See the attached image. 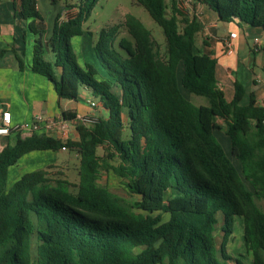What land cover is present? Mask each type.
Returning a JSON list of instances; mask_svg holds the SVG:
<instances>
[{
    "label": "trees",
    "instance_id": "16d2710c",
    "mask_svg": "<svg viewBox=\"0 0 264 264\" xmlns=\"http://www.w3.org/2000/svg\"><path fill=\"white\" fill-rule=\"evenodd\" d=\"M97 1L68 4L76 13L59 12L45 41L35 26L42 19L37 1L21 0L18 13L31 18L28 28L35 34L31 69L53 84L58 99H77L85 87L93 108L104 112L91 124L76 125L77 139L35 131L0 150V264H264V209L256 202L264 201V105L253 92L243 102L246 91L238 80L232 97L225 96L215 61L195 50L199 21L185 15L177 0H134L161 27L163 50L127 13L123 26L130 39L115 44L122 24L102 28L93 46L95 63L80 65L71 37L82 32ZM198 1L220 22L260 27L264 42V0ZM14 55L22 69V53ZM181 87L207 103H192ZM62 146L79 156L75 185L50 177L46 168L7 185L9 167L23 155ZM109 171L136 200L98 182ZM169 189L175 194L166 198ZM236 218L251 255L245 263L227 254Z\"/></svg>",
    "mask_w": 264,
    "mask_h": 264
},
{
    "label": "crops",
    "instance_id": "0c3cea01",
    "mask_svg": "<svg viewBox=\"0 0 264 264\" xmlns=\"http://www.w3.org/2000/svg\"><path fill=\"white\" fill-rule=\"evenodd\" d=\"M76 2L77 0H62V2L61 0H38L36 2V8L42 19L36 20L35 26L44 32L43 40L46 41L49 38L54 18L59 12L62 17L76 13L77 7L67 6ZM20 7L21 0H0V50L4 51L0 55V122L5 111L10 113L13 126L30 123L36 114H41L46 118H57L60 121L58 126L49 133L50 135L60 139H77L76 125L80 123L70 116L64 117L62 112L68 115L74 113L75 118L87 115L95 119L104 111L88 106V100L92 97L85 87L80 89L77 99H58L53 84L45 76L31 69L35 34L28 28L31 18L24 20L19 15ZM180 10L185 15L197 17L200 29L194 37L195 50L210 56L215 61L218 85L223 89L225 96L232 97L233 81L238 80L246 91L243 102H246L248 94L253 92L256 102L264 105L263 30L245 23L220 22L215 12L198 0L185 3ZM85 22L82 32L71 37L72 43L77 42L83 45L81 38H84L85 32H91L88 27L85 29ZM231 32H235L236 36L231 40L232 52L227 54L224 42ZM96 39L90 41L86 54L81 52L84 62L95 63L93 46ZM255 41H258L260 46L257 51L253 50ZM14 51L22 53L24 63L22 69L17 67ZM46 56L50 58L52 54L47 50ZM28 135L15 129H12L8 135H0V150L7 144L14 143L18 137ZM49 151L28 152L12 166L19 163L24 165L40 156L48 159L51 154L48 153ZM57 164L53 160L47 166ZM23 172H20V175Z\"/></svg>",
    "mask_w": 264,
    "mask_h": 264
},
{
    "label": "rangeland",
    "instance_id": "374dc122",
    "mask_svg": "<svg viewBox=\"0 0 264 264\" xmlns=\"http://www.w3.org/2000/svg\"><path fill=\"white\" fill-rule=\"evenodd\" d=\"M62 2V0H61ZM168 11V9H167ZM129 13L137 17L144 26L150 30L153 38L160 44L161 49L164 48V35L161 27L150 17L146 9L137 4L134 0H98L94 7L91 10V14L85 22V29H88L91 32H85L83 39V45H80L77 42H71L73 52L76 56V60L81 65L83 63V58L81 57V52L86 54L89 50L90 41L92 42L94 38H97L99 31L104 28L114 24H122L119 27V30L116 34V41L121 38H129L130 36L127 33L126 28L123 26V21L125 15ZM70 15V14H69ZM68 16V15H67ZM79 37V36H78ZM178 76H180V70L178 72ZM182 94L190 100L192 103L198 104H206L207 100L205 97L196 95L187 91L184 88H180ZM89 106V104H88ZM87 123L86 125L90 124ZM218 139L221 142L224 150L228 151L229 142L226 135L223 132L217 133ZM98 154H102V148L99 147L97 149ZM48 153V159L45 157H36L31 162H27L26 164H20L16 166L9 167L7 172V185L10 186L14 181H16L21 175L20 172H28L37 168H46L50 173V177H60L65 178L70 181L72 184H76L78 182V166H79V156L76 151L66 149V150H50ZM54 153V154H52ZM58 163L54 166H47L51 162ZM47 166V167H46ZM22 173V174H23ZM20 175V176H19ZM98 182L102 185L107 186V188L114 194L124 198L127 201H134L137 199V196L130 193L126 187L122 184L120 178L116 177L112 172H102L99 176ZM71 189L74 190V187L71 186ZM175 194L173 189H169L166 193V198L171 197ZM258 206L264 209V201L256 200ZM220 218V216H219ZM220 221L217 223L215 230V241L216 247H219L221 241L222 231L219 229ZM233 232L227 244V254L230 256L239 259L242 262H249L251 260V255L246 253L244 242H243V230L242 223L239 218H236L233 223ZM36 239L32 238V252H35ZM227 264H233V261L228 260Z\"/></svg>",
    "mask_w": 264,
    "mask_h": 264
},
{
    "label": "built area",
    "instance_id": "2783aa9c",
    "mask_svg": "<svg viewBox=\"0 0 264 264\" xmlns=\"http://www.w3.org/2000/svg\"><path fill=\"white\" fill-rule=\"evenodd\" d=\"M38 1V0H36ZM191 2V0H177L178 7L181 8L185 3ZM66 17V16H65ZM236 36L235 32H231L229 34V37L227 40L224 42V49L227 54H230L232 52V44L231 40ZM254 51L259 50V43L258 41H255L253 44ZM88 104L91 108L95 106V102L93 100H88ZM94 109V108H93ZM75 119L76 122H79L81 124H87L89 122H93L95 119L91 118L90 116L87 115H82ZM60 123L59 119H54V118H46L42 116L41 114H36L32 121L30 123H23L21 125L13 126L11 122V115L8 111L3 112L2 114V119L0 122V135H8L12 129L17 130L18 132H25L28 134H31L32 132H43L46 134H49L55 127L58 126ZM90 123V124H91ZM62 150H66V146L61 147Z\"/></svg>",
    "mask_w": 264,
    "mask_h": 264
}]
</instances>
